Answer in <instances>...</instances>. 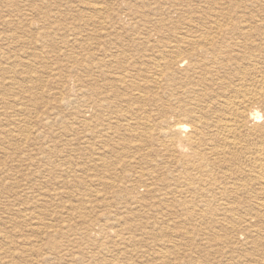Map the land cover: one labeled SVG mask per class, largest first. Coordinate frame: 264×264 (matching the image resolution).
Returning a JSON list of instances; mask_svg holds the SVG:
<instances>
[{
    "label": "rangeland",
    "instance_id": "374dc122",
    "mask_svg": "<svg viewBox=\"0 0 264 264\" xmlns=\"http://www.w3.org/2000/svg\"><path fill=\"white\" fill-rule=\"evenodd\" d=\"M99 1L0 0V264H264V234L244 231L237 236V228L233 231L234 234H227L225 227H219L208 222L196 225L195 223L160 224L162 220L156 216L158 226L157 224H151L153 222L151 221L152 219L146 218V214L149 212V205L152 201H156L152 198L155 194V196H158L159 193L163 192L161 186L155 183V180L158 176L162 180L166 171L162 169L158 172L156 171V174L153 175L152 173L154 172L151 171L149 163L146 165V161L139 162L136 159H131L133 157L139 159L143 154L147 155L150 148L155 149L156 143L163 139L161 132L178 119H184L183 121L190 127H193L196 123L195 116H190L186 120L184 118L186 115L180 117L179 113L167 114V110L173 109L184 112L183 110L194 108L198 112L201 109L200 106L203 107L207 102H211V99L212 102L215 99L212 103L215 104L217 101H221L223 96L231 95L234 86L237 87V84L243 83V79L239 80L238 78L247 79L248 83L251 81L250 86H248L251 91L255 87L258 88V81L263 79L262 76L264 77V41L252 39L242 51H238V46L236 45H232L229 51L227 46H222L220 54L227 57L233 55L234 57V61L228 63V66L226 65L227 62H225V66L217 64L206 69L207 65L204 67L201 65V69L196 68L194 70L184 63L178 69L174 67L168 68L167 73H175L176 80H179L178 82L175 81V83H187L184 86L183 84L180 85L181 88L178 86L177 92L179 93H182L183 89L191 84L183 81L186 78L183 75H188V79L191 77L193 81H198L197 78L202 74L204 76L208 75L203 77L211 80L210 83L203 84L200 81L201 83L197 89L206 87L208 92L214 94L211 95L212 97L214 96L211 99L194 101L187 98L189 99L188 101H183V99L179 100L176 96H166V91L172 88L171 84L173 83L167 82L168 79L164 78L166 77L164 74L162 85H159L158 81L153 83L150 74H154L155 70L153 71L150 65L151 68L147 69L142 75L139 74L140 77H136L134 83L130 86L131 91L129 90V92H135V95L140 92L137 94V96L141 94L139 95L140 97H137V100L134 97L135 99H132L131 102L125 100L122 103H118L125 118L120 123V129L118 130L120 133L114 134L113 139L106 141L107 139L104 140V138H107L105 137V127L98 121L91 120L92 125L81 127L83 132L78 130V122L82 119L81 116L90 120L95 111L91 102L85 101L82 103L76 98L75 91L77 86L74 81L81 74L85 80L90 79V74L85 73L89 67L86 68L85 66L91 64L94 54L98 53V50L102 48L103 51L105 48L108 49L109 52L107 54L109 55H111V52L115 55L114 51L120 50L121 52L116 57L120 64L128 62L147 63L146 59L154 58L155 55L152 45H156L158 42L175 44L179 38L176 37L175 40L174 36L170 37L169 34L161 37L141 35L151 30V27L145 22H139V27L135 26L133 29H128L130 28L129 26H126V29H122L119 21L126 22L128 17L133 15L141 18L144 16L152 24L162 21L160 15L154 9L138 7L140 4L139 0ZM202 1L201 4H197L194 0L191 2L184 0V9L192 12L191 7L194 6L196 12L203 11L208 8V0ZM96 3H99L102 8L107 7V12L109 9L108 16H106L107 12L105 11V13L103 9L102 14L95 15L92 5ZM168 5L170 3L164 6ZM239 5H245L244 7L246 8L250 7V10H244L243 8L234 12L235 23L241 25L243 21L249 18L250 20L255 18L259 23V20L264 19V0H241ZM191 15L192 13H185L179 19L184 16L182 21L186 22L191 17H197V19L193 18L197 27H201L204 23L208 24L210 20L214 19L213 15H211L205 22H200L201 19L198 16ZM185 27H182L181 32ZM183 31L189 35L186 29ZM162 33L163 31H156L153 34L162 35ZM126 36L128 38H125ZM146 37H150V43L146 40ZM103 53H100L98 57L103 55ZM192 59H194V63L195 59L198 58L193 57ZM118 68L120 66L109 67L111 70L109 74L113 75L116 72L114 70L120 71ZM79 70L81 74L78 73ZM76 73L77 75H74ZM94 75L97 74L94 73ZM217 77L218 80H216ZM211 78L215 79V82ZM140 79H146L147 82ZM141 81H144V83ZM138 83L143 84V86H139ZM156 84L158 85L156 86ZM219 84L226 86L225 95L223 93L220 94L221 87ZM227 85L230 87L227 88ZM256 88L255 90H257ZM143 89L146 92L141 91ZM158 94H161V96ZM163 95H165L164 98ZM218 97H220V100ZM206 100L208 101L206 102ZM256 108L264 115V105L262 103H251L250 109ZM101 118L104 119L103 116ZM208 118L211 120L212 116ZM151 121L155 122V128L148 132L146 130L153 124ZM256 125L263 126L264 122ZM126 128H129L127 133L125 132ZM90 129H92L93 133ZM257 131L258 129L253 134L254 136L249 137V140L246 137L247 141L246 138L239 141V148H241L242 144V150L237 148L238 153L236 152L237 154L232 155L230 162L223 165L226 169L235 166L234 168L237 167L239 168L238 171H240L244 168H250V165L255 167L257 158L254 153V151L256 152L255 145H262ZM96 132L99 135H103L99 137ZM246 132L251 135L248 131ZM246 132L244 130L243 134H247ZM149 133L151 134L150 141L147 138ZM83 137L86 141L82 140L84 139ZM103 141L104 143H102ZM101 145H105V148L101 147ZM136 146L138 148H135ZM115 147L120 148H118V159L112 151ZM122 147L123 149H121ZM107 150L110 152H107ZM81 152L82 157H85L83 162L87 163L86 165L89 164L91 166L90 160L100 165L99 159L103 156L101 154H106L102 159L106 162L113 159L116 171L122 170L117 171L118 174H116L115 170H111L113 171L111 173V171H104L106 168H103V174L98 178L102 177V185L100 183L96 185L91 178L87 179L83 174L78 173L77 165L80 161L78 158L81 156ZM98 154L100 156L96 157ZM247 154H249L248 157ZM76 155L79 157H76ZM239 156L240 159H242L241 157L247 159H242V162V160H238ZM126 163H129V165ZM236 164L240 166L238 167ZM89 165L88 168L90 167ZM217 169L220 170V168ZM217 169H215L216 174L214 173L217 178L222 177V172L228 170L222 171L221 169L220 172ZM236 169H233L230 173L227 171L226 174L238 178L241 171L235 172L234 170ZM142 171L147 175L149 174L148 177L140 178L138 173ZM105 181L110 183L112 181V185H108V188L104 187ZM152 182L156 184L155 188L153 187V194L147 190L150 189L149 185ZM89 183L92 187L88 185ZM206 187L208 188V184H206ZM125 188H128V192L125 191ZM181 188L183 189L184 187H180V190ZM190 195L185 194L182 196H188V199H190ZM136 197H139L137 198L139 203L133 201ZM102 200L104 204L101 202ZM245 200L246 198H242V201ZM140 203L145 205L142 206ZM196 203L197 205L194 206L196 209H206L200 199H197ZM101 205L103 207H100ZM142 207L145 211L141 210ZM150 212L157 215L156 211ZM178 212L176 211L172 215L177 216V220L181 217V212ZM144 221H147V224ZM130 225H132L131 228H129ZM260 225L255 228H264L263 223ZM86 226L90 228L91 232L85 231ZM119 229L123 231L121 232ZM149 231L152 234H157L156 236L161 235V237L148 235ZM236 236L238 241L233 243ZM54 244L55 246L58 244L57 247L51 246ZM126 247L129 251H127ZM94 250L95 252H93ZM96 252L98 253L96 254ZM100 253L102 256H100ZM162 256H167V258L164 259ZM247 257H249L248 260ZM106 260H108V263Z\"/></svg>",
    "mask_w": 264,
    "mask_h": 264
},
{
    "label": "bare ground",
    "instance_id": "6f19581e",
    "mask_svg": "<svg viewBox=\"0 0 264 264\" xmlns=\"http://www.w3.org/2000/svg\"><path fill=\"white\" fill-rule=\"evenodd\" d=\"M139 1H140V4L138 5V7H145L147 9H154L155 11L158 12L162 21H159V22L157 21L156 23L152 24V22L150 20L146 19L144 16H142V18H141V17L133 15L132 17H128V20L126 22L119 21V24L122 27V29H126V26L130 27L128 29H133L135 26H138L139 22L140 23L145 22L148 26L151 27L150 28L151 30L147 31L146 34L142 33L141 35H148L150 37L152 35H156V36L161 37V36H164L166 34H169L170 37L173 35L175 40H176V37H178L179 40L176 41L175 44H171V43H167V42H158L156 45H152L153 51L155 53L154 58L146 59L147 61L146 60L145 61L147 63L141 62L139 64L137 62L136 63L128 62V63L120 64L116 60L117 55L121 52L120 50H118V49L115 50L114 51L115 55L113 54V52H111L110 53L111 55H109V54H107V52H109V50L105 48L103 51L102 50L103 48H102V49L98 50V53L94 54V56L92 57V60H91V64L85 66L86 68L89 67V69H87V71L85 73L90 74V75L88 74L90 76V79L85 80L84 76L80 73V70H79V72L76 71V72L80 73L81 75L78 77L77 80L75 79L76 81H74V82H76V86H77V90L75 91V96H77L76 98L78 100H80V102H82V103H84L85 101L91 102L92 104L91 103L90 104L92 105V107L94 108V111H95L94 115L92 116V119H90V120L89 119L87 120L86 117L81 116L82 119L79 120V122H78V125H79L78 130L81 131V127L84 128L85 125L86 126L92 125L91 120L92 121H98L101 125H103L105 127V129H104L105 130V137H107V138H104V137H102V138H104V140L107 139L106 141L113 139L112 137H114V134L117 135L120 133V132H118V130L120 129V123L125 118V116H123V114L121 113V107L118 103H122L125 100H129L131 102L132 99H135L134 97H136V100H137V97H140L139 95H141V94H139L137 96V94L140 92H137L136 95H135V92L134 93L129 92V90L131 91L130 86H132L131 84L134 83L136 77L139 78L140 75H142V73H144L147 69L151 68L150 65L152 66L153 71L155 70L154 74H152V75L150 74V77L153 80V83H156L158 81V84L162 85L161 83L163 82L164 76H166V77H164L165 79H168L167 82L173 83V84H171L172 88L168 89L166 91V96H169V97L176 96L179 100L183 99V101H188L189 99L194 100V101L195 100H201V99H211L214 97V96L213 97L211 96L213 93L208 92V89H206V87L203 89H200V88L197 89L199 84L201 83L200 81H202L203 84L210 83L211 80L204 78L205 76H208V75H205V76L203 74L200 75L199 78H197L198 81H193V79L191 77H190L191 79L190 78L188 79V75H183V77H186L185 80H183V81H187V82L191 83L192 85L188 83L189 85H187V87L185 86L186 88H184L185 91L183 89V92L179 93V92H177L178 86H179V88H181L180 85L183 84V86H184V84L186 85L187 83H183V82L182 83H175V81L178 82L179 80L178 79L176 80V74L175 73H172V74L167 73L168 68L174 67V68L178 69L184 63L187 64L191 69H194V70L196 68H200L201 65H203V67L207 65L205 67L206 69H209L212 65H217V64L225 66V62H227L226 65L228 66V63L234 61V57H233V55H229V57H227V56H223V54H220L222 46H227L228 51H229V50H231L232 45H236V46H238V51H242V49L252 39H256L257 41H264V19H261V21L259 20V23H258L257 19L251 18V20H250V18H249L246 21H243L241 23V25L234 22V16H233L234 12H236L238 10H242L243 8H244V10H248L250 8V7L249 8L244 7L245 5L240 6L239 4L241 3V0H208V8H206L205 10L200 11V12H196V10L194 9V6L193 7L190 6L192 9V12L189 11L188 9L185 10L184 9V7H185L184 0H139ZM189 1L191 2L193 0H189ZM194 1L197 4H201L203 2L202 0H194ZM164 2H166V3H164ZM168 3H170V5L164 6L165 4H168ZM92 6H93L92 9H93V12H95V15L102 14L103 11L107 12V7L102 8L99 6V3H96L95 5L93 4ZM87 8H88V6H87ZM102 9H103V11H102ZM185 13H187V14L192 13V15L198 16L201 19L200 22L201 21L205 22L206 20L209 19V17L211 15H213L214 19L210 20L208 22V24L204 23L201 27H197L193 21V18L197 19V17H191L192 16L191 15L190 16L191 18L186 20V22L182 21L184 16H182V18L179 19V17ZM108 14H109V9H108L106 16H108ZM205 15H206V17H205ZM89 21H91V20H89ZM183 26L184 27L189 26V27L183 28V30L186 29V31L189 33V35L185 34L183 30L181 32V29ZM193 29H196V30H193ZM156 31H163V33H162V35L153 34ZM150 37H146V40L149 43L151 40ZM125 38H128V37L126 36ZM239 41H241V42L237 43ZM102 52H104L103 55L98 57V55ZM200 52H201V54H200ZM193 57L198 58V59H195L196 61H194V63H193L194 59H192ZM77 64H78V62H77ZM117 66H120V68H118V69H120V71L114 70L116 72L114 73L112 71L114 73L113 75L111 73L109 74V72L111 71L109 69V67H117ZM251 70H252V68H251ZM263 71H264V69H263ZM83 72H84V70H83ZM212 72H214V71L212 70ZM260 72H262V71H260ZM94 73H96L97 75H94ZM242 73H246V72H242ZM163 74H164V76H163ZM196 74H198V73H196ZM74 75H77V73ZM245 76H247V75L245 74ZM241 77H243V76H241ZM250 78H251V76H250ZM262 78L263 79H261L259 81L257 80L259 82V85L256 84L258 86V88L255 87L257 90H255V88H254L253 89L254 91L253 90L251 91V88L250 89L248 88V86H250L251 81H249V83H248L247 79H246L247 80L246 81L244 78H238L239 80L243 79V83L237 84L238 85L237 87L234 86V90L233 91L231 90L232 91L231 95H229L230 94L229 93L228 94L229 96H227V95L223 96V99L221 98V101H217L215 104H212L215 101V99L213 102H212V99L210 100L211 102H207L208 100H206L207 103L206 104L204 103L205 105L202 104L203 107L200 106L201 109H199L198 112H196L194 108H188L186 110H183L184 112H180L178 110H173V109L167 110V114L179 113L180 117L186 115L184 117L186 120L189 119L190 116H195L196 117V123L193 127H190L183 121L184 119H178L175 123H172V125L166 127L165 130L163 132H161V136L163 139L159 143H156V145H155V149L158 151H156L154 148H150V151H149V153L147 152L148 153L147 155L143 154V156L141 158L139 157V159H137L136 157L131 158V159H136L139 162L146 161V163H145L146 165H148V163H149V167H151V171L154 172V173H152L153 175L156 174L155 173L156 171L158 172L159 170H162V169L164 171H166L165 172L166 174L165 173L163 174L165 176L162 180L159 178V176L155 180V183H158V185L161 186V190L163 192L159 193L158 196H155L156 195L155 194L154 197H152V198H154V200H156V201H152V203L150 205L148 203V205L150 206L149 212H147V214H146L147 217L146 216L145 217L152 219L151 221H153V222L151 224H157V226H158V221L155 218V216H156L157 218L162 220V221H160V224L165 223L167 225H172V224L178 225V224H194L195 223V225H196L198 223L205 224L206 222H208V223H213L214 225H218L219 227H225V229L227 230V234H229V233L234 234L233 231L236 228H237V236L241 235V233L244 231H250L251 233H255V234L256 233L257 234H264V228H259V229L255 228V227H257V225L261 226L260 224H262V223L264 225V125L263 126H257L256 125L257 123L264 122V115L258 110V108L250 109L251 103L252 104L262 103L264 105V77L262 76ZM146 79L145 80L140 79V80H144L147 82ZM252 79H253V77H252ZM252 79H250V80H252ZM208 80H209V82H208ZM216 80H218V77L216 78ZM144 81L143 82L141 81V82L144 83ZM237 82H239V81H237ZM158 84H156V86ZM226 84H227V82H226ZM138 85L143 86V84H139V83H138ZM228 85H230V84H228ZM228 85H227V88L230 87V86L228 87ZM251 85H254V84H251ZM220 87H221L220 88V91H221L220 94L223 93L225 95L224 92H226L225 91L226 86L224 87V84H221ZM232 88H233V86H232ZM132 90H133V88H132ZM181 90H179V91L181 92ZM216 90H217V88H216ZM141 91L146 92V91H144V89ZM149 91H151V90H149ZM158 92H159V90H158ZM158 95L161 96V94H158ZM164 96L165 95H163V98H164ZM220 97H218L219 100H220ZM185 98L186 99L189 98V99L186 100ZM90 104H88V105H90ZM89 111H91V110H89ZM85 112L87 115H89L87 113V111H85ZM106 113H107V115H106ZM210 115L212 116L211 120L208 118V117H211ZM102 116L104 117V119L101 118ZM106 117H108V118L106 119ZM89 118H91V117L89 116ZM147 121H148V119H147ZM105 122H106V124H104ZM151 123H153V121H151ZM100 124H98V125H100ZM145 124H147V123H145ZM154 124H155V122L152 124V126L150 128L148 127L149 124H148V126L145 125L146 127H148V130H146V131L150 132V131L154 130V128H155ZM23 127L25 128V126H23ZM21 129H23V128L21 127ZM256 129H258V131H257L259 133L258 137L262 141V145L261 144L260 145L258 144V146L255 145L256 152L253 149L254 153L257 155L256 161H255V167H253L251 165H250V168H247V169L243 167L244 169L240 170L241 172L238 171L239 168H237V167H236L237 169L234 168L235 166L231 167L229 169L227 168L228 169L227 170L226 167H224L223 165L229 163L231 160L230 157L232 155L238 153L237 148L240 147L239 141H242V139L244 140L246 137L249 140V137H251L256 132ZM244 130H245V132L248 131L249 133H251V135H248L247 132H246L247 134H243ZM74 131H76V130H74ZM90 131L92 132V129H90ZM90 131H88V132H90ZM127 131H129V128H126L125 132L127 133ZM81 132H83V131H81ZM22 133H24V132H22ZM11 135H13V134H11ZM100 135H99V137H100ZM148 135H149V137H147V138L150 141L151 140V134L149 133ZM93 137H91V138H93ZM247 138H246V141H247ZM95 139H96V137H95ZM82 140H85V138ZM250 142H251V140H250ZM256 142H257V140H256ZM85 143H83V144H85ZM102 143H104V141ZM105 143H107V142H105ZM245 144H247V143H245ZM254 144H253V146H254ZM104 146L101 145V147H104ZM118 148L115 147L112 149V151L115 153L116 158L119 154ZM135 148H138V146H136ZM241 148H242V144H241ZM241 148H239V149H241ZM248 148H249V146H248ZM81 149H83V148H81ZM121 149H123V147ZM124 150H126V149H124ZM105 151H103V152L105 153ZM108 151L109 150H107V152ZM126 151H128V150H126ZM253 151H251V152H253ZM82 152L80 153V155H81L80 157L78 155H76V157L78 156L79 157L78 159H80V161L77 165L78 173L80 172L87 179L91 178V180H93L94 184L97 185V183L98 184L100 183L102 185V182H101L102 177L100 179H98V178L101 174H103L102 173L103 168H106L104 171L107 170L108 172H110L111 170L116 171V169H115L116 165L112 161L113 159L110 161H107V162L102 159L103 156H106V154H101L103 156L100 157V159H99V161L101 163L100 165L97 164L95 161L93 162L92 160H90L89 163L91 164V166L88 164L90 166L88 168V165H86L87 163L85 164L83 162V160H85V157L84 158L82 157ZM247 153H249V152L247 151ZM243 154H245V153H243ZM251 155H252V153H251ZM99 156L100 155L98 154V156H96V157H99ZM244 156L246 157V155H244ZM248 156H249V154H247V157ZM252 156H254V155H252ZM148 158H149V160H148ZM241 158L244 160L247 159V158L245 159L243 157H241ZM129 159H128V161H129ZM242 159H240V156H239L238 160H242ZM91 162H93V163H91ZM242 162H243V160H242ZM119 163H117V164H119ZM237 163H238V161H237ZM126 164L129 165V163H126ZM214 167H216V168H214ZM222 167H224V168H222ZM217 168H220V170L222 169V171L227 170V171H229V173L233 169H236L234 171L235 172L238 171V172H240V174H239L238 178L237 177L235 178L232 175L228 176V174H226L227 171L226 172L223 171L222 177L217 178L215 175L216 174L215 169H217ZM120 170H122V169H119L117 171L119 172ZM217 170H219V169H217ZM73 171H76V170H73ZM117 171L115 172L116 174H118ZM143 171H145V170H143ZM143 171L141 173H138V174H140L139 176L142 179L145 177H148V175H149V174L147 175V174L143 173ZM74 173H76V172H74ZM111 173H113V171H111ZM120 176H121V174H120ZM136 176H138V175H136ZM138 177H137V179H138ZM153 177H152V179H153ZM110 179H111V177H110ZM106 181H107V179H106ZM145 181H143V182H145ZM147 181H148V179H147ZM113 182H115V181H113ZM111 183H112V181H111ZM111 183L106 182L103 185H104V187L106 186L108 188V185H110ZM155 183L152 182V184L149 185L150 189H147V190H149V193L153 192V187L155 188V185H156ZM182 184H183V186H182ZM206 184H208V188L207 187L205 188ZM88 185H90V183ZM86 186H87V184H86ZM74 187H76V186H74ZM142 187H144V186H142ZM151 187H152V189H151ZM180 187H184V188L183 189L181 188V190H180ZM95 188H97V187H95ZM114 188H116V187H114ZM120 189H121V187H120ZM253 190H255V191H253ZM95 191H98V190H95ZM95 191H93V192H95ZM125 191L128 192V188H125ZM185 194H191L190 195L191 198L188 199V196H185V197L182 196ZM137 198H139V197H136L135 199H133V201L135 203H139V201H138L139 199L137 200ZM242 198H246V200L242 201ZM197 199H200V201L204 203V206L206 207L205 210H198V209H196V207H194L195 205H197V203H196ZM141 200H143V199H141ZM101 202H103V200ZM109 203H108V205H109ZM103 204H104V202H103ZM143 205H145V204H143ZM189 205H192V206H189ZM100 207H103V206L101 205ZM139 208H140V206H139ZM136 209H138V208H136ZM141 210L145 211V210H143V207L141 208ZM121 211H122V209H121ZM138 211H140V210H138ZM150 211H156L157 215L153 214ZM176 211L181 212V217L178 220H177V218H178L177 216H172L173 213H175ZM139 215H141V213H139ZM115 217H117V216L115 215ZM120 217H121V219H123L122 216H120ZM140 218H142V217H140ZM137 219H139V218H137ZM134 220H136V219H134ZM146 222L144 221L145 224H147ZM142 223H143V220H142ZM116 224H117V222H116ZM149 225H150V223H149ZM131 226L132 225H130L129 228H131ZM169 228H170V226H169ZM181 228H182V226H181ZM89 229L90 228H88V226H86L85 231H90ZM110 229L112 230L111 227H110ZM123 229H124V227H123ZM144 229L146 230L145 226H144ZM75 230H76V228H75ZM120 231L122 232L123 230H120ZM76 232H78V231H76ZM203 232H204V230H203ZM78 233H80V232H78ZM112 233H113V231H112ZM82 234H80V235H82ZM116 234H118V233H116ZM148 235H154V237H158V238L161 237V235L156 236L157 234L155 235V234H152L151 232ZM103 236H104V234H103ZM237 236L235 237V240L233 243H237V241H238V240H236V239H238ZM114 237H116V236H114ZM133 237H134V235H133ZM116 239H117V237H116ZM156 240H159V239H156ZM53 241H55V240H53ZM89 242H90V240H89ZM89 242H87V243H89ZM96 242H98V241H96ZM128 243H130V242H128ZM57 245L55 246V244H54L51 246H53L55 248V247H57ZM65 245H68V244H65ZM126 249H127V247H126ZM153 249H154V247H153ZM107 250H109V249H107ZM127 251H129V250L127 249ZM163 251H164V249H163ZM93 252H95V250ZM109 252H111V251H109ZM89 253H90V251H89ZM97 253L98 252H96V254ZM122 253H123V251H122ZM166 253H167V250H166ZM245 255L248 256L249 254H245ZM100 256H102L101 253H100ZM162 257H164V259L167 258V256H162ZM89 258H91V257H89ZM91 259H93V258H91ZM248 259H249V257H247V260ZM79 261H78V263H79ZM106 261L108 263V260H106ZM60 262H62V261H60Z\"/></svg>",
    "mask_w": 264,
    "mask_h": 264
}]
</instances>
